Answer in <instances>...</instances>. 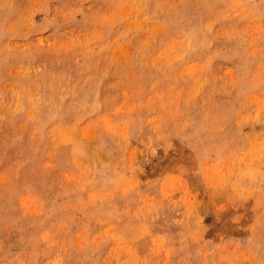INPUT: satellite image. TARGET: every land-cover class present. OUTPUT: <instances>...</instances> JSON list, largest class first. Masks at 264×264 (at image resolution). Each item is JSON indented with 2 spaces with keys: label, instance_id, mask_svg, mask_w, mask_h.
<instances>
[{
  "label": "rangeland",
  "instance_id": "obj_1",
  "mask_svg": "<svg viewBox=\"0 0 264 264\" xmlns=\"http://www.w3.org/2000/svg\"><path fill=\"white\" fill-rule=\"evenodd\" d=\"M0 264H264V0H0Z\"/></svg>",
  "mask_w": 264,
  "mask_h": 264
}]
</instances>
